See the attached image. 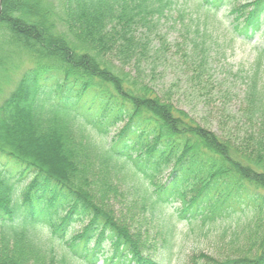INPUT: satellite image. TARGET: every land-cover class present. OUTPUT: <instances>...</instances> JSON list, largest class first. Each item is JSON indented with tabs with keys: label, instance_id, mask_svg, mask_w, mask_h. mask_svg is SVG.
I'll list each match as a JSON object with an SVG mask.
<instances>
[{
	"label": "trees",
	"instance_id": "obj_1",
	"mask_svg": "<svg viewBox=\"0 0 264 264\" xmlns=\"http://www.w3.org/2000/svg\"><path fill=\"white\" fill-rule=\"evenodd\" d=\"M228 1L201 0L211 10ZM171 2L0 0V162L19 167L14 179L0 166V264H159L144 251L146 233L110 206L119 175L146 219L159 221L174 202L190 225L238 213L232 239L241 252L200 253L194 264H264L257 84L250 115L262 117L239 140L160 95L140 65L150 39L136 31L150 30L155 16L160 22ZM231 12L234 28L250 38L262 27L264 0ZM76 222L84 224L80 231Z\"/></svg>",
	"mask_w": 264,
	"mask_h": 264
},
{
	"label": "rangeland",
	"instance_id": "obj_2",
	"mask_svg": "<svg viewBox=\"0 0 264 264\" xmlns=\"http://www.w3.org/2000/svg\"><path fill=\"white\" fill-rule=\"evenodd\" d=\"M249 1L229 0L211 10L201 0H172L160 22L155 16L156 23L150 30L141 25L136 31L138 39H145L146 35L150 39L148 56L142 58L140 65L150 74L151 86L197 123L235 140L253 133L262 117L259 112L250 115L254 83L256 109L264 108V19L261 30L248 38L234 28L235 15L231 12L233 6ZM128 69L136 74L135 65ZM84 102L86 107L93 105L89 99ZM0 166L6 175L9 172L18 178L19 167L13 162L1 158ZM119 177V192L109 196L110 206L117 216L126 217L146 233L144 251L159 264H194L192 257L200 253L226 258L241 252L239 241L232 239L238 213L235 218L214 224H203L198 218L190 225L186 219L178 218L175 211L180 202H174L166 207L159 221L146 219L137 202L141 199L124 188L129 186L126 177ZM229 224L233 228L225 230ZM83 225L76 222L72 228L80 231ZM104 244L109 248L107 242ZM197 262L204 264L199 259Z\"/></svg>",
	"mask_w": 264,
	"mask_h": 264
}]
</instances>
